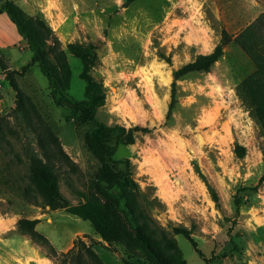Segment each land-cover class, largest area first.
Returning <instances> with one entry per match:
<instances>
[{
	"label": "rangeland",
	"instance_id": "rangeland-1",
	"mask_svg": "<svg viewBox=\"0 0 264 264\" xmlns=\"http://www.w3.org/2000/svg\"><path fill=\"white\" fill-rule=\"evenodd\" d=\"M125 1L0 0V7L10 2L26 18L43 19L63 49L76 44L93 51L90 74L106 92L96 113L101 122L150 130L135 133L131 145H117L116 133L98 140L82 110L72 114L53 103L49 80L37 65L20 73L32 58L22 36L0 50V116L10 128L0 139V264H96L88 256L75 260L81 241L104 264H124L123 259L153 264L142 253L132 256L122 244L109 249L90 222L64 208L52 210L24 198L31 157L46 155L59 176L64 206L88 198L104 203L96 188L102 161L123 173L125 166L115 161L128 159L139 189L134 199L112 192L140 222L174 238L188 264H264V132L237 93L254 71L253 63L229 44L211 72L191 73L177 82L169 113L174 72L211 53L222 30L236 34L249 25L264 12V0H137L127 7ZM10 26L0 29L19 34ZM68 61V95L83 100V64L70 53ZM18 92L24 111L16 110ZM236 144L246 148L243 158L235 153ZM106 150H114L115 161ZM108 208L114 212L111 204ZM22 218L40 220L36 230L49 243L22 234L17 227ZM177 227L190 230L197 246L176 234Z\"/></svg>",
	"mask_w": 264,
	"mask_h": 264
},
{
	"label": "trees",
	"instance_id": "trees-1",
	"mask_svg": "<svg viewBox=\"0 0 264 264\" xmlns=\"http://www.w3.org/2000/svg\"><path fill=\"white\" fill-rule=\"evenodd\" d=\"M135 1L137 0H126L125 7ZM1 13L8 15L11 22L16 26L19 35L27 41L29 50L32 52L31 62L24 66L20 73L22 74L30 67L37 65L49 80L53 103L57 107H68L72 114L82 110L94 126L95 138L104 139L107 134L116 133L117 145H131L135 143V133L150 131L148 128L140 126L129 129L123 126L111 127L97 118L98 109L105 104L106 92L103 82L90 74L94 57L91 49L87 50L76 44H69L67 50L63 49L60 40L52 34L51 29L43 19L26 18L21 10L10 2H4L1 5ZM231 43L237 45L255 67L254 71L240 82L237 93L248 104L252 116L264 132V12L236 34L222 30L219 43L211 53L198 55L192 62L183 65L174 72L173 102L169 113L172 112L175 102L177 82L191 73L211 72L215 64L223 57L225 47ZM68 53L80 59L83 64L80 77L86 82V87L85 98L80 101L73 100L68 95L72 78ZM166 61L171 63L170 58H167ZM12 85L15 90H18L14 83ZM16 102V110L24 111L25 105L19 92ZM46 127L53 142L66 155L58 137L48 126ZM6 131H10V128L6 120L0 116V139ZM235 153L239 158H243L246 154V148L236 144ZM113 154L114 150H106L107 158L115 161ZM66 157L68 156L66 155ZM46 158L31 157L30 184L23 191L25 199L38 206H50L52 210L64 208L68 214L90 222L95 232L113 251H116L114 245L118 243L124 245L132 256L138 257L142 253L153 264H188L182 258L174 238L164 230L158 232L151 228L145 220L140 222L136 218V213L130 210L133 213L130 214L126 208L122 207L121 196L128 194L134 199V193L139 189L132 177L130 160L115 161L125 166L123 173L115 172L108 162L102 161L96 188L104 203L96 198H88L84 203L64 206L60 201L59 176L54 166L49 162L47 155ZM114 190L119 191L122 195H116L112 192ZM214 200L217 204L219 203L216 194ZM110 204L113 206L114 212L108 208ZM39 221L38 219L22 218L18 221V230L36 242L49 243V240L36 230ZM175 233L186 237L194 247L197 246L191 238L192 232L187 228L177 227ZM78 248L74 257L77 262H81L85 256H88L96 264H104L102 258L91 245L88 246L81 241ZM83 250L85 252H82ZM196 252L201 257L203 256L198 248ZM123 262L124 264H142L141 259L132 262L123 259Z\"/></svg>",
	"mask_w": 264,
	"mask_h": 264
},
{
	"label": "crops",
	"instance_id": "crops-1",
	"mask_svg": "<svg viewBox=\"0 0 264 264\" xmlns=\"http://www.w3.org/2000/svg\"><path fill=\"white\" fill-rule=\"evenodd\" d=\"M10 18L8 17V15L6 13H1L0 14V25L4 24L6 26V28H9V30H12V26L10 25H14L12 22H9ZM11 21V20H10ZM0 29V50H8L10 47L13 46V42L14 40H18L19 34L15 35V34H9L7 29ZM12 32V31H11Z\"/></svg>",
	"mask_w": 264,
	"mask_h": 264
},
{
	"label": "bare ground",
	"instance_id": "bare-ground-1",
	"mask_svg": "<svg viewBox=\"0 0 264 264\" xmlns=\"http://www.w3.org/2000/svg\"><path fill=\"white\" fill-rule=\"evenodd\" d=\"M167 155V154H166ZM166 160H167V162L169 161V163L170 164H173V162H174V158L173 157H170V156H166ZM175 163V162H174ZM168 166V165H167ZM173 165H171V167H172ZM170 167V168H171ZM162 170V169H161ZM160 170V171H161ZM165 170V169H164ZM162 172V171H161ZM162 176V175H161ZM167 177V176H166Z\"/></svg>",
	"mask_w": 264,
	"mask_h": 264
}]
</instances>
